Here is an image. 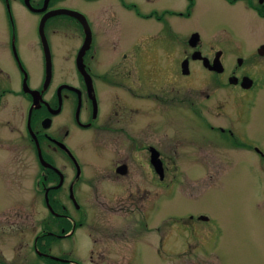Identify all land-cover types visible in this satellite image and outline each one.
I'll use <instances>...</instances> for the list:
<instances>
[{
  "label": "flooded vegetation",
  "instance_id": "obj_1",
  "mask_svg": "<svg viewBox=\"0 0 264 264\" xmlns=\"http://www.w3.org/2000/svg\"><path fill=\"white\" fill-rule=\"evenodd\" d=\"M170 1L181 6L172 8L179 10L174 22H167L177 36L161 29L154 31L156 24L169 18ZM220 1L235 5L240 0ZM198 2L0 0L7 46L20 70V92L27 100L22 120L24 137L35 153L34 189L42 195L48 215L33 239L34 250L44 264H84L86 258L91 264H110L121 239L119 228H127L124 223L128 222L132 226L139 224V208L142 216L153 221L156 197L148 208L140 206L138 199L153 191L150 186L158 184L155 181L164 180L169 158L161 146L167 145L170 135L163 126L156 131L148 129L149 117L146 121L140 117V129L137 114L142 111L141 106L149 112L151 102L153 108L156 105L170 111L173 125V119L179 118L176 108L189 104L201 122L207 121L202 116L201 99L187 95L185 88L191 85L197 89L208 77L209 84L245 90L240 106L250 109V92L257 78L249 67H243L246 63L239 57L234 66L228 67L224 48L204 46L200 34L197 40H190L192 33L198 32L196 29L185 31L182 36L177 33L180 28L175 23L194 13ZM244 3L254 10V16H264V0H257L259 6L253 0ZM13 6L33 26L34 44L41 52L37 85L29 83V60L21 56L17 43ZM153 33L158 37L157 48ZM172 39L181 42V46L171 45ZM261 43L254 54L260 53L264 58V51H259ZM26 48L34 49L31 39ZM101 50L105 52L101 60L107 64L105 69L98 66ZM59 66L63 70L57 76L55 68ZM47 68L49 77L44 87ZM196 70H203L207 77H194ZM24 74L33 92L23 89ZM243 110L230 111L231 126L214 122L210 126L248 144L249 132L243 133L234 124L243 117ZM233 127L241 135L237 136ZM80 147L85 148V156ZM140 179L146 185L140 184ZM163 187L164 194L161 191L159 195L171 198L172 184L168 186L166 182ZM143 224L147 226L149 222L144 220ZM137 229L136 225L133 231ZM4 232L2 227L0 237ZM80 233L86 238L85 244L80 241ZM139 247L134 234L131 261L137 256L141 259Z\"/></svg>",
  "mask_w": 264,
  "mask_h": 264
},
{
  "label": "rangeland",
  "instance_id": "obj_2",
  "mask_svg": "<svg viewBox=\"0 0 264 264\" xmlns=\"http://www.w3.org/2000/svg\"><path fill=\"white\" fill-rule=\"evenodd\" d=\"M167 6L171 9L169 18L156 24L154 31L161 29L177 36L169 30L167 22L173 23L179 10L172 8L181 6L171 1ZM193 11L175 23L180 28L177 33L182 36L185 31L196 29L204 46L214 44L225 49L228 67L234 66L239 57L246 63L243 67H249L257 78L249 90L251 110L247 105L240 106L245 90L233 85L209 84L203 70H196L194 77L207 79L197 89L188 85L185 92L201 99L202 116L207 121L201 122L189 104L186 108H176L179 118L173 119V125L170 111L156 105L153 108L151 102L149 112L141 106L142 111L137 114L140 129L142 118L146 121L149 117L148 129L156 131L158 126H163L169 131V142L161 146L169 162L166 161L164 180L155 181L158 184L153 187L149 185L153 191L138 199L140 206L148 208L156 197L153 221L145 214L142 216L139 208V224L132 226L128 222L124 223L127 228H119L122 235L110 264H264V58L260 53L254 54L258 44L264 42V16H254V10L244 0L235 5L199 0ZM13 14L21 56L29 60V83L37 85L41 52L34 44L33 26L21 18L15 6ZM4 20L0 10V59L3 60L0 64V234L1 228H5L0 237V264H44L34 250L33 239L48 215L42 195L34 189L35 153L24 137L22 120L27 100L20 92L21 74L7 46ZM154 36L157 48L158 37ZM30 39L34 49L26 48ZM172 40L171 45L181 46V42ZM104 53L101 50L98 64L102 69L107 67L101 61ZM62 70L60 66L55 68L57 76ZM238 108L244 109V115L234 124L243 133L249 132L248 144L210 126L213 122L230 125L233 117L230 111ZM233 129L237 136L241 135ZM79 151L85 156V148L80 147ZM166 182L168 186L172 184L171 198L163 195ZM140 184L145 183L140 179ZM161 191L163 194L159 195ZM144 220L149 222L147 226ZM136 225L138 229L133 231ZM134 234L140 243L141 259L137 256L131 261L129 252ZM79 237L85 244L83 233ZM87 260L83 263L91 264Z\"/></svg>",
  "mask_w": 264,
  "mask_h": 264
},
{
  "label": "water",
  "instance_id": "obj_3",
  "mask_svg": "<svg viewBox=\"0 0 264 264\" xmlns=\"http://www.w3.org/2000/svg\"><path fill=\"white\" fill-rule=\"evenodd\" d=\"M75 12V11H74ZM75 14H78L77 12H75ZM197 37H198V33L197 32H194V33H192V39H197ZM191 40V39H190ZM44 49H45V46H44ZM259 51H264V43L263 44H261L260 45V47H259ZM45 53H46V56L48 57V51H46V49H45ZM25 75V77H24V80H23V82H22V87H23V89L24 90H28V91H31V92H33V90L32 89H30L29 87H28V85H27V83H26V74H24ZM46 80L44 81V84H43V86L45 87L46 86V84H47V82H48V77H49V68H47V70H46ZM37 91V93H38V90H36Z\"/></svg>",
  "mask_w": 264,
  "mask_h": 264
}]
</instances>
